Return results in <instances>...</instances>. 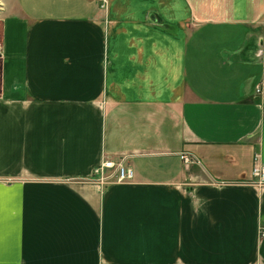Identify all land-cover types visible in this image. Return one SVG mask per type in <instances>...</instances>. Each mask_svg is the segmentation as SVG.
Here are the masks:
<instances>
[{
  "label": "crops",
  "instance_id": "0c3cea01",
  "mask_svg": "<svg viewBox=\"0 0 264 264\" xmlns=\"http://www.w3.org/2000/svg\"><path fill=\"white\" fill-rule=\"evenodd\" d=\"M0 36V264H264V0H7Z\"/></svg>",
  "mask_w": 264,
  "mask_h": 264
},
{
  "label": "built area",
  "instance_id": "2783aa9c",
  "mask_svg": "<svg viewBox=\"0 0 264 264\" xmlns=\"http://www.w3.org/2000/svg\"><path fill=\"white\" fill-rule=\"evenodd\" d=\"M100 7L104 10L107 9L108 0H98ZM1 33V26H0ZM1 37V36H0ZM0 43V59L2 57ZM260 93V91H258ZM185 163H190L189 157L182 156ZM253 176L258 185H264V167L256 165L253 169ZM94 177L102 184H109L113 180L115 182H128L132 181L135 177L134 170L127 164V157L121 156L116 160H104L94 169ZM264 235V229L262 230Z\"/></svg>",
  "mask_w": 264,
  "mask_h": 264
},
{
  "label": "rangeland",
  "instance_id": "374dc122",
  "mask_svg": "<svg viewBox=\"0 0 264 264\" xmlns=\"http://www.w3.org/2000/svg\"><path fill=\"white\" fill-rule=\"evenodd\" d=\"M7 0H0V26L2 27L3 13L5 12V3Z\"/></svg>",
  "mask_w": 264,
  "mask_h": 264
}]
</instances>
